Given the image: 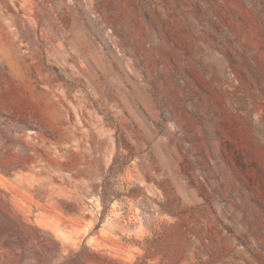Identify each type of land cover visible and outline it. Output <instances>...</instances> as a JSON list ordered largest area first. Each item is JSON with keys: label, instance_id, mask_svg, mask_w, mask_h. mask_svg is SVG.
Returning <instances> with one entry per match:
<instances>
[{"label": "rangeland", "instance_id": "rangeland-1", "mask_svg": "<svg viewBox=\"0 0 264 264\" xmlns=\"http://www.w3.org/2000/svg\"><path fill=\"white\" fill-rule=\"evenodd\" d=\"M0 264H264V0H0Z\"/></svg>", "mask_w": 264, "mask_h": 264}]
</instances>
